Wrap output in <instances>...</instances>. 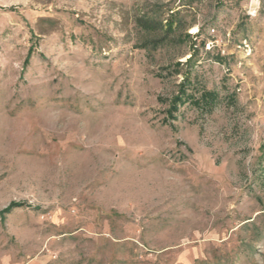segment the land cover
<instances>
[{
	"label": "rangeland",
	"instance_id": "1",
	"mask_svg": "<svg viewBox=\"0 0 264 264\" xmlns=\"http://www.w3.org/2000/svg\"><path fill=\"white\" fill-rule=\"evenodd\" d=\"M244 7L0 0V211L23 203L0 264H264V0ZM188 72L214 101L168 119Z\"/></svg>",
	"mask_w": 264,
	"mask_h": 264
},
{
	"label": "trees",
	"instance_id": "2",
	"mask_svg": "<svg viewBox=\"0 0 264 264\" xmlns=\"http://www.w3.org/2000/svg\"><path fill=\"white\" fill-rule=\"evenodd\" d=\"M168 25V29L170 30L172 27V23L166 21ZM203 44V43H202ZM192 58L191 57L184 63L186 66H190L192 63ZM179 66L180 63H177ZM190 77H189V72L186 73L183 77L182 83L180 84V89L169 102L168 109L166 111L167 113V118L175 120L176 116L174 115L175 112L178 111L179 106L186 102L190 101L193 102L194 105L198 107H202L203 109H207L214 101L215 95L213 92H206L203 91L199 97H196L193 94H187V89L190 87ZM23 203H17V202H12L10 203L7 207H5L3 210L0 211V219H4L7 214H9L13 209L22 207Z\"/></svg>",
	"mask_w": 264,
	"mask_h": 264
},
{
	"label": "built area",
	"instance_id": "3",
	"mask_svg": "<svg viewBox=\"0 0 264 264\" xmlns=\"http://www.w3.org/2000/svg\"><path fill=\"white\" fill-rule=\"evenodd\" d=\"M224 2L245 1V13L248 16H255L259 10L260 0H223ZM213 32V30H212Z\"/></svg>",
	"mask_w": 264,
	"mask_h": 264
}]
</instances>
